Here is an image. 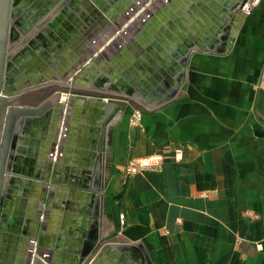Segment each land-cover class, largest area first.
<instances>
[{"label": "crops", "instance_id": "obj_1", "mask_svg": "<svg viewBox=\"0 0 264 264\" xmlns=\"http://www.w3.org/2000/svg\"><path fill=\"white\" fill-rule=\"evenodd\" d=\"M235 2L12 0L7 90L104 101L13 105L0 264H264V0Z\"/></svg>", "mask_w": 264, "mask_h": 264}, {"label": "water", "instance_id": "obj_2", "mask_svg": "<svg viewBox=\"0 0 264 264\" xmlns=\"http://www.w3.org/2000/svg\"><path fill=\"white\" fill-rule=\"evenodd\" d=\"M137 2L139 4L140 3L142 4L144 1H137ZM248 2L249 0H237V2H235L232 7L234 14L235 15L240 14L242 12V9L245 7V5ZM11 4H12V0H0V197L2 195L3 181L5 177L7 178L8 176L7 175L8 160L11 158L12 152L16 148V141L18 137L17 133L14 132L15 131L14 126L10 122L13 121L14 115L16 113H20V115L25 116L28 114L31 115L35 112L33 109L17 108L14 107L13 105L37 106L49 95H51L54 91L67 92L69 94V100L84 99L91 101H104V98L101 96L79 94L75 91V89L68 90L64 86H57V85L43 88L17 97L14 96L15 93H12L11 91L7 90V87H5L4 84L6 66L7 63L10 62L11 58L13 57L12 51L18 45L17 42L18 37L15 34L17 29L15 28V26L11 25V21H10V16L12 14ZM120 28L121 27H111L110 29H107L108 30L107 32L109 33V35L110 34L112 35V33L115 31L119 32ZM57 95L59 96V93ZM120 110L121 108H118L114 112L110 113L108 112L107 106L103 110L102 112L103 121L101 123L103 139L104 138L106 139L108 126L112 121V119L114 118V116L116 115V113ZM6 114H9L8 115L9 122H6L4 125ZM10 137H12L13 140H10ZM93 242H90L88 248L83 252L80 258V264H82L85 261V259L90 255L91 249L94 246ZM41 253H42L41 250L38 251V254Z\"/></svg>", "mask_w": 264, "mask_h": 264}, {"label": "built area", "instance_id": "obj_3", "mask_svg": "<svg viewBox=\"0 0 264 264\" xmlns=\"http://www.w3.org/2000/svg\"><path fill=\"white\" fill-rule=\"evenodd\" d=\"M260 1L261 0H249V2L242 9V12H244L246 15H250L254 9V6L259 4ZM260 83H261V85L264 86V66H263L261 76H260ZM141 118H142V113L140 111H136L133 115V118L131 119L132 123H136ZM176 157L181 158V154H177ZM162 169H163L162 157L157 156V155L150 156L147 158L129 160L125 165V170H126V173L128 175H135V174H138V173H141L144 171L161 172ZM123 219H124V217H123ZM31 247H33L32 251L35 249L34 256H42V253L38 254V251H40V250L36 246L35 241L31 242ZM34 261L37 262L35 257H34Z\"/></svg>", "mask_w": 264, "mask_h": 264}, {"label": "rangeland", "instance_id": "obj_4", "mask_svg": "<svg viewBox=\"0 0 264 264\" xmlns=\"http://www.w3.org/2000/svg\"><path fill=\"white\" fill-rule=\"evenodd\" d=\"M121 28H122V27H121ZM121 28H120V29H121ZM14 96H15V95H14Z\"/></svg>", "mask_w": 264, "mask_h": 264}, {"label": "bare ground", "instance_id": "obj_5", "mask_svg": "<svg viewBox=\"0 0 264 264\" xmlns=\"http://www.w3.org/2000/svg\"><path fill=\"white\" fill-rule=\"evenodd\" d=\"M253 12V11H252Z\"/></svg>", "mask_w": 264, "mask_h": 264}, {"label": "flooded vegetation", "instance_id": "obj_6", "mask_svg": "<svg viewBox=\"0 0 264 264\" xmlns=\"http://www.w3.org/2000/svg\"><path fill=\"white\" fill-rule=\"evenodd\" d=\"M262 1V0H261Z\"/></svg>", "mask_w": 264, "mask_h": 264}]
</instances>
